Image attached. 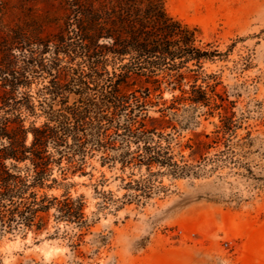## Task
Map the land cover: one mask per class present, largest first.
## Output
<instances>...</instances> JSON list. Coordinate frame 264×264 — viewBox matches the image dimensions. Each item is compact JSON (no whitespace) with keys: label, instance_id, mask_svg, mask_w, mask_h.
<instances>
[{"label":"trees","instance_id":"16d2710c","mask_svg":"<svg viewBox=\"0 0 264 264\" xmlns=\"http://www.w3.org/2000/svg\"><path fill=\"white\" fill-rule=\"evenodd\" d=\"M6 1L0 0V238L42 232L51 210L57 221L88 227L83 195L46 190L59 187L55 172L63 180L87 176L97 153L101 166H157L173 177L197 175L202 161L238 165V156L250 153L251 127L237 134L246 117H237L214 75L203 72L219 52L200 47V29L172 17L165 0ZM165 90L173 105H201L218 116L211 133L176 143L179 161L172 133L163 131L178 133L183 122L168 107L158 117L143 113L150 96L162 98ZM136 93L142 98H130ZM184 149L198 165L188 164Z\"/></svg>","mask_w":264,"mask_h":264},{"label":"rangeland","instance_id":"374dc122","mask_svg":"<svg viewBox=\"0 0 264 264\" xmlns=\"http://www.w3.org/2000/svg\"><path fill=\"white\" fill-rule=\"evenodd\" d=\"M165 6L172 17L200 29V47L211 44L219 52L203 64V72L214 75L216 90L237 117H246L237 134L251 127L256 140L250 153L238 156V165L202 161L197 175L184 177L157 166L125 171L119 163L101 166L97 153L88 159L87 176L63 180L55 172L60 185L46 190L83 195L89 226L57 221L51 210L42 232L1 236L0 264H264V0H165ZM9 16L16 22L17 14ZM150 99L145 115L158 117L168 107L166 113L183 122L178 133L163 131L172 133L175 155L177 142L209 134L218 124L217 111L210 115L208 107L181 101L173 105L168 90ZM189 153L184 149L181 155L198 165Z\"/></svg>","mask_w":264,"mask_h":264}]
</instances>
